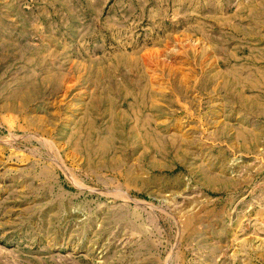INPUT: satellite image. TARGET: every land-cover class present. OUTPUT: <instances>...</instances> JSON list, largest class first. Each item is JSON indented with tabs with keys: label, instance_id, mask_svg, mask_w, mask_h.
<instances>
[{
	"label": "rangeland",
	"instance_id": "obj_1",
	"mask_svg": "<svg viewBox=\"0 0 264 264\" xmlns=\"http://www.w3.org/2000/svg\"><path fill=\"white\" fill-rule=\"evenodd\" d=\"M0 264H264V0H0Z\"/></svg>",
	"mask_w": 264,
	"mask_h": 264
}]
</instances>
